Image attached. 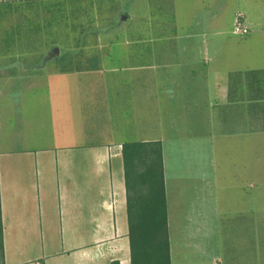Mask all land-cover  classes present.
I'll use <instances>...</instances> for the list:
<instances>
[{
    "label": "crops",
    "instance_id": "0c3cea01",
    "mask_svg": "<svg viewBox=\"0 0 264 264\" xmlns=\"http://www.w3.org/2000/svg\"><path fill=\"white\" fill-rule=\"evenodd\" d=\"M262 1L126 2L70 70L18 78L41 81L22 90L52 131L0 128L4 264H131L128 143L161 146L169 264H264ZM56 81L72 101L54 106Z\"/></svg>",
    "mask_w": 264,
    "mask_h": 264
},
{
    "label": "rangeland",
    "instance_id": "374dc122",
    "mask_svg": "<svg viewBox=\"0 0 264 264\" xmlns=\"http://www.w3.org/2000/svg\"><path fill=\"white\" fill-rule=\"evenodd\" d=\"M131 1L0 0V128L5 130L6 125L13 123L12 129L19 138H39L52 131L45 119L48 107L39 100L41 88L33 93L22 90L28 83L32 86L41 81L18 78L26 72L44 75L70 70L74 65V44L97 39L94 32L102 33L103 18L116 14L119 7ZM72 87L57 81L50 87L56 95L51 97L54 106L72 101L67 99L74 95ZM73 100L76 102L77 97ZM11 113L13 121L9 118ZM75 119L76 116L74 130L76 124L82 126V121L76 123ZM181 228V220L176 218L170 236L177 235Z\"/></svg>",
    "mask_w": 264,
    "mask_h": 264
},
{
    "label": "trees",
    "instance_id": "16d2710c",
    "mask_svg": "<svg viewBox=\"0 0 264 264\" xmlns=\"http://www.w3.org/2000/svg\"><path fill=\"white\" fill-rule=\"evenodd\" d=\"M122 159L126 186L130 262L131 264H169L161 146L159 143L124 144ZM0 262L4 264L1 208Z\"/></svg>",
    "mask_w": 264,
    "mask_h": 264
},
{
    "label": "built area",
    "instance_id": "2783aa9c",
    "mask_svg": "<svg viewBox=\"0 0 264 264\" xmlns=\"http://www.w3.org/2000/svg\"><path fill=\"white\" fill-rule=\"evenodd\" d=\"M232 33L236 36H246L249 33L248 28L246 27L243 14H237L233 22Z\"/></svg>",
    "mask_w": 264,
    "mask_h": 264
}]
</instances>
